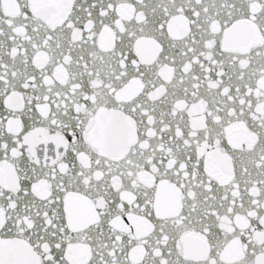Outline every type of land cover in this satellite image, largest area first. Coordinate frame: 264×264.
Instances as JSON below:
<instances>
[{"label":"snow or ice","instance_id":"1","mask_svg":"<svg viewBox=\"0 0 264 264\" xmlns=\"http://www.w3.org/2000/svg\"><path fill=\"white\" fill-rule=\"evenodd\" d=\"M0 264H264V0H0Z\"/></svg>","mask_w":264,"mask_h":264}]
</instances>
